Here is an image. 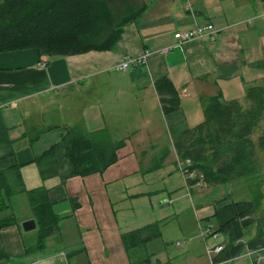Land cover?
<instances>
[{
    "label": "crops",
    "instance_id": "crops-1",
    "mask_svg": "<svg viewBox=\"0 0 264 264\" xmlns=\"http://www.w3.org/2000/svg\"><path fill=\"white\" fill-rule=\"evenodd\" d=\"M125 3L144 5V10L124 26L110 50L51 56L33 49L0 52V115L12 140V153L0 158V168L19 165L26 189L49 188L59 216V230L46 239L45 248L26 255L25 246H33L36 239V228L21 227L23 221L34 219L27 196L19 192L5 197L9 207L0 218L12 215L17 224L0 227V249L9 256L0 264H52L57 255L68 257L56 251L63 246H56L55 239L70 230L78 231L83 245L69 254L84 250L89 264H126L120 234L131 229L128 220L119 219L113 202H129L124 211H131V202L143 195L134 191L138 183L132 178L143 166L134 156L143 144L129 145L132 139L122 137L154 139L167 133L172 140L171 128L192 127L191 122L203 115L201 96L220 90L224 100L242 98L245 105L246 86L263 80L264 0H118L120 7ZM207 23L216 30L212 41L193 39L162 52L174 43L176 32ZM127 54H147L146 62L125 71L115 69ZM260 62L263 65H256ZM163 76L181 97L180 108L169 114L162 113L153 85ZM74 126L89 133L105 129L113 140L121 136L125 145L117 151L118 160L102 173L43 181L33 159L58 143L65 128ZM4 147L0 145V156ZM258 158V199L245 179L186 183L198 219L217 234L215 240L229 258L247 264L246 251L264 246V151L258 150ZM237 183H243L245 197L233 193ZM237 188L241 194L243 188ZM118 211L123 214V207Z\"/></svg>",
    "mask_w": 264,
    "mask_h": 264
},
{
    "label": "trees",
    "instance_id": "trees-1",
    "mask_svg": "<svg viewBox=\"0 0 264 264\" xmlns=\"http://www.w3.org/2000/svg\"><path fill=\"white\" fill-rule=\"evenodd\" d=\"M144 5L113 6L108 0H0V52L33 49L38 55H72L90 50H110L120 38L126 24L136 20ZM256 65H263L262 62ZM163 114L180 108L181 97L169 77L153 82ZM245 105L237 99L224 100L220 90L200 97L203 120L170 133L178 163L189 161L184 167L186 183L199 180L207 184H223L245 179L258 199L261 185L258 176V150L264 151V77L261 83L247 85ZM37 136V134H36ZM35 136L30 138L34 139ZM12 140L0 115V145L10 155ZM124 139L113 140L105 129L85 132L78 126L67 127L58 143L51 145L33 159L43 181L60 176H86L102 173L118 160L117 151ZM165 152L156 160L158 168ZM25 193L36 222L33 246H25V254L45 248L46 239L59 230V216L44 185L26 189L20 166L0 168V212L9 207L5 197ZM75 206L73 207V209ZM17 224L12 216L0 218V227ZM161 235L159 220L120 234L129 257L139 252L148 241ZM9 257L0 249V259ZM223 251L214 261L228 259Z\"/></svg>",
    "mask_w": 264,
    "mask_h": 264
},
{
    "label": "rangeland",
    "instance_id": "rangeland-1",
    "mask_svg": "<svg viewBox=\"0 0 264 264\" xmlns=\"http://www.w3.org/2000/svg\"><path fill=\"white\" fill-rule=\"evenodd\" d=\"M108 1L114 7L118 6V0ZM239 101L242 103V98ZM202 120L203 115L192 121L191 126L200 123ZM263 125L264 121L255 133H259ZM119 138L121 139V136ZM122 138H131L129 145L137 144L136 142L143 144L141 148H137L138 152H135L134 155L142 160L141 165L143 166L139 167L140 173L137 172L132 176V178H136L138 183L134 191H139L143 195L131 202L133 207L131 211H124L128 208L129 202H119L118 204L113 202L115 213L119 219L124 217L128 220L130 225L128 227L131 230L159 220L161 231L160 237L148 241L139 252L127 258L126 264H210L211 257L206 254V246L218 244L219 239L208 238L207 242H204L200 236V226L205 228L208 224L198 219L196 215L198 207L194 205L195 202L187 191V174L184 175L181 163L177 161L170 136L167 133H161L153 139L126 134ZM149 141H152V144L162 142L163 146H151ZM163 148L166 155L165 159L160 167L153 168L156 160L163 153ZM121 184L123 185V183ZM242 184L237 183L238 187L243 188L241 194H238L237 186L232 187L236 197H245V188ZM248 188L250 190L249 184ZM121 206L123 207V214L118 211ZM56 235H60V232ZM61 236L62 239L61 237L55 239V245L63 247L57 248L56 251L63 250L64 253H68V257H64L63 253L61 257L57 255L52 264H89V259L84 254V250L81 253L69 254V252L79 249L81 251L82 249L83 244L78 231L63 232ZM234 261L232 260L227 264H247L248 262L244 259Z\"/></svg>",
    "mask_w": 264,
    "mask_h": 264
},
{
    "label": "built area",
    "instance_id": "built-area-1",
    "mask_svg": "<svg viewBox=\"0 0 264 264\" xmlns=\"http://www.w3.org/2000/svg\"><path fill=\"white\" fill-rule=\"evenodd\" d=\"M216 30H214V27L212 24L207 23L204 25L197 24L194 28L188 29L185 31H178L175 34H173L174 43L170 44L169 46L165 47L162 52H167L173 48L180 47L182 44L186 41H190L193 39H203L212 41L214 39V33ZM147 54H143L140 56H132V55H125L121 61L116 63L114 65V68L120 71H125L131 66L137 65V63H145L146 62ZM41 66H44L45 63L42 62L40 64ZM190 163L189 161H185L184 163H181L182 172L186 173L187 170L184 168L188 166ZM187 176L191 177L192 174H187ZM200 236L204 242H207L208 238H212L213 240L216 239L217 234L215 232H212L209 227L202 228L200 226ZM224 250V245L221 243L213 244L206 246V254L211 257L210 264H226L234 258H228L225 260H219L214 261L213 259L218 256L221 251ZM246 256L249 258L250 264H264V246L259 248L258 250H247Z\"/></svg>",
    "mask_w": 264,
    "mask_h": 264
},
{
    "label": "water",
    "instance_id": "water-1",
    "mask_svg": "<svg viewBox=\"0 0 264 264\" xmlns=\"http://www.w3.org/2000/svg\"><path fill=\"white\" fill-rule=\"evenodd\" d=\"M21 227L24 231L33 230L36 228V223L34 219H28L21 223Z\"/></svg>",
    "mask_w": 264,
    "mask_h": 264
}]
</instances>
